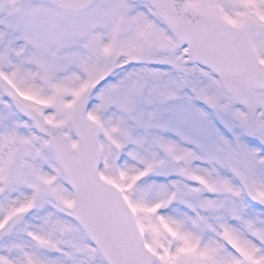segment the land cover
<instances>
[{
	"label": "snow or ice",
	"instance_id": "snow-or-ice-1",
	"mask_svg": "<svg viewBox=\"0 0 264 264\" xmlns=\"http://www.w3.org/2000/svg\"><path fill=\"white\" fill-rule=\"evenodd\" d=\"M0 264H264V0H0Z\"/></svg>",
	"mask_w": 264,
	"mask_h": 264
}]
</instances>
